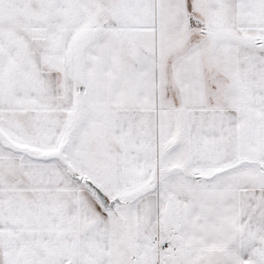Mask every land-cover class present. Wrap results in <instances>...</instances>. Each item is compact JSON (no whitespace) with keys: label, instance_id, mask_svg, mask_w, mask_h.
Returning <instances> with one entry per match:
<instances>
[{"label":"snow or ice","instance_id":"1","mask_svg":"<svg viewBox=\"0 0 264 264\" xmlns=\"http://www.w3.org/2000/svg\"><path fill=\"white\" fill-rule=\"evenodd\" d=\"M0 264H264V0H0Z\"/></svg>","mask_w":264,"mask_h":264}]
</instances>
